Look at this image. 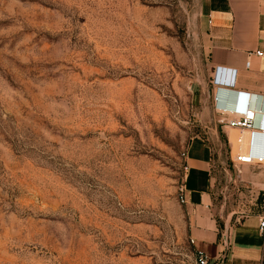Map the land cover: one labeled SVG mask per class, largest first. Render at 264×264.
<instances>
[{
	"label": "rangeland",
	"instance_id": "374dc122",
	"mask_svg": "<svg viewBox=\"0 0 264 264\" xmlns=\"http://www.w3.org/2000/svg\"><path fill=\"white\" fill-rule=\"evenodd\" d=\"M203 3L0 0V264H189L197 139L219 213L264 214L215 112Z\"/></svg>",
	"mask_w": 264,
	"mask_h": 264
},
{
	"label": "crops",
	"instance_id": "0c3cea01",
	"mask_svg": "<svg viewBox=\"0 0 264 264\" xmlns=\"http://www.w3.org/2000/svg\"><path fill=\"white\" fill-rule=\"evenodd\" d=\"M202 17L212 69L237 70L236 88L214 89L217 115L220 108L244 111L250 100L256 107H264V0H204ZM257 52H262L263 56H256ZM248 59L250 69L246 68ZM223 129L232 153L231 135L239 132L225 126ZM246 134H242L243 137ZM255 153L264 156V135L258 136ZM214 158L213 147L202 139L195 140L186 150L188 169L183 206L187 212L189 237L194 241L192 249L207 254L214 262L224 256V264H263L261 213L237 216L234 212L226 217L219 213ZM246 166L264 171V164ZM225 235L229 236V246L224 244Z\"/></svg>",
	"mask_w": 264,
	"mask_h": 264
},
{
	"label": "built area",
	"instance_id": "2783aa9c",
	"mask_svg": "<svg viewBox=\"0 0 264 264\" xmlns=\"http://www.w3.org/2000/svg\"><path fill=\"white\" fill-rule=\"evenodd\" d=\"M256 56L262 57V52L255 53ZM246 68H251V60L248 59L246 62ZM236 76L237 70H232L223 67H217L214 70L213 77V87L217 91L220 88H236ZM264 98V96H263ZM220 118V123L223 126L237 130L242 138L240 141V146H245L247 144V152L239 151L235 155L231 153V161L237 165H263L264 156L256 155L255 148L258 146V136L264 135V107H256L251 104V100L248 103L247 108L244 111H232L228 109H217ZM247 133L246 137L249 138V143L245 144V137L242 134ZM249 144V145H248ZM186 157V154L183 155ZM186 167V171H187ZM186 184L185 180L179 187L178 196L179 202L184 205L186 203ZM260 231L264 234V214L260 216ZM194 244V241H190ZM225 246H229V236L224 237ZM228 250V249H227ZM225 257L220 256L215 262L207 254L200 251H193V256L189 264H224Z\"/></svg>",
	"mask_w": 264,
	"mask_h": 264
},
{
	"label": "bare ground",
	"instance_id": "6f19581e",
	"mask_svg": "<svg viewBox=\"0 0 264 264\" xmlns=\"http://www.w3.org/2000/svg\"><path fill=\"white\" fill-rule=\"evenodd\" d=\"M249 138L250 137H246L245 136V144L246 143H249ZM241 137L239 138V141L236 143V146H235V148H234V151L237 153V152H239V151H242V152H247V150H248V147H247V144L245 145V146H240V141H241ZM249 145V144H248Z\"/></svg>",
	"mask_w": 264,
	"mask_h": 264
},
{
	"label": "trees",
	"instance_id": "16d2710c",
	"mask_svg": "<svg viewBox=\"0 0 264 264\" xmlns=\"http://www.w3.org/2000/svg\"><path fill=\"white\" fill-rule=\"evenodd\" d=\"M264 264V263H263Z\"/></svg>",
	"mask_w": 264,
	"mask_h": 264
}]
</instances>
